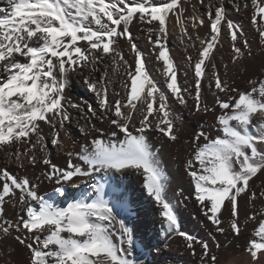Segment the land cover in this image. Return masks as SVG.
<instances>
[{
	"label": "snow or ice",
	"instance_id": "snow-or-ice-1",
	"mask_svg": "<svg viewBox=\"0 0 264 264\" xmlns=\"http://www.w3.org/2000/svg\"><path fill=\"white\" fill-rule=\"evenodd\" d=\"M0 7V151L24 166L21 157L30 165L42 163L51 170L45 178L54 183L52 193L39 194V186L27 176L0 169V217L6 198H14L20 205L18 220L0 221V233L15 231V240L30 253V264H138L132 258L134 236L121 221L119 231L114 228L116 210L127 207L126 193L111 183L113 173L135 171L143 177V188L159 208L162 230L176 233L186 241L195 254L199 245L202 264H218L206 241L180 231L173 204L166 196L168 177L161 166L158 152L149 141L148 132L155 130L176 141L179 117L166 94L150 75L146 57L132 42L130 25L134 20L150 25L147 35L154 59L162 62L158 68L167 92L176 102L187 107L192 96L196 112L212 111L202 104L203 82L218 93H233L227 99L216 95L220 114L217 116L215 136L206 131L193 134V153L187 161V172L194 187L195 202L202 214L220 234L241 235L238 217V197L257 198L250 181L264 175V80L249 81L250 90L229 88L212 63L214 49L226 27L232 41L234 59L250 49L243 39V29L228 18L223 0L205 5L210 28L208 38L195 59L187 57L192 66V80L178 81V66L169 54L167 21L174 14L182 35H188L183 19L182 0H4ZM240 11L241 5H235ZM243 8L251 7V24L261 44H264V0H244ZM195 29L204 24L202 17L188 18ZM120 38H127L134 55V66L128 65L117 50ZM189 39L191 37L189 36ZM199 40L200 38L197 37ZM242 41L243 48L237 46ZM183 42V41H181ZM251 55V52H248ZM112 60L113 73L123 63L128 69L122 87L125 98L109 99V73L105 70L97 79L86 78L99 108L110 120L113 129L108 139L92 124L87 115L82 133H98L90 144L81 147L69 159L66 168L52 163L48 141L41 130V122L50 128L52 146L63 148L61 132L71 116L64 106L65 90L71 73L84 68L99 72L97 65L105 58ZM115 95L120 97V93ZM84 113V108L73 104ZM87 113L96 115L91 104ZM138 120V123H137ZM67 135V132H64ZM23 148V151H21ZM8 149L13 151L8 152ZM37 150L42 156H37ZM87 181L88 188L73 195L66 206L54 197H67L65 185L73 189ZM90 189V190H89ZM264 198V191L260 192ZM229 211L228 220L223 211ZM253 232L246 251L256 260L264 250V212ZM250 215L248 220H256ZM227 223V228L225 227ZM221 246L217 243L216 248Z\"/></svg>",
	"mask_w": 264,
	"mask_h": 264
},
{
	"label": "bare ground",
	"instance_id": "bare-ground-1",
	"mask_svg": "<svg viewBox=\"0 0 264 264\" xmlns=\"http://www.w3.org/2000/svg\"><path fill=\"white\" fill-rule=\"evenodd\" d=\"M217 0H205V5L215 4ZM244 0H223L227 8L228 18L240 25L243 29V39L249 42L250 49H244V54L234 59L232 41L228 35L226 27L222 31L219 43L214 49V59L212 63L217 66V71L221 79L229 88H235L239 91L250 90L252 85L249 81H256L257 84L261 78L257 79L256 68L264 67V44H261L259 35L255 27L250 22L252 15L251 7L245 9L242 7ZM241 5L240 11L236 10L235 5ZM4 0H0V7H5ZM184 8L183 19L186 22L188 35H182L180 26L176 23L174 14H170L167 21L169 32L167 46L169 54L178 66V81L184 84L185 80H192V66L187 61L191 56L195 59L202 45L200 40L206 39L210 35L206 7L201 6L199 0H183ZM202 17L204 24L193 29L192 22L188 18L191 16ZM132 34V42L143 52L146 57V67L150 70V75L157 82L158 86L169 95V103L173 110L180 118L177 122L176 132L178 139L171 141L155 130L148 132L150 143L153 149L158 152L161 166L165 175L168 177V186L166 196L173 204L180 224V231L186 232L206 241L212 251V254L218 258V264H264V250L257 253L256 260H253L251 253L246 251L248 242L253 239V232L258 227L259 220L262 218L260 213L264 212V198L260 197V192L264 191V175L258 174L250 181L251 191L257 193L255 200H250L248 196L241 195L238 197V217L240 220L241 235L238 237L230 232L220 234L215 231L214 227L207 221L202 214L201 206L195 202L194 187L191 177L187 172V161L191 159L193 153V134L201 130L206 131L210 136H215L216 120L220 114V109L216 104V93L220 99H227L228 95L233 93H218L214 87L209 88L207 82H203L202 87V104L212 109V111L196 112L194 109V100L192 96H187V107L180 105L167 92L164 84V78L158 68L162 67V62L154 59L153 48L149 43L147 28L150 25L134 20L129 26ZM189 36L191 39H189ZM197 37L200 39L198 40ZM183 41V42H181ZM243 48L242 41L237 45ZM128 65L134 66V53L131 51L127 38H120L116 45ZM251 55H248V52ZM107 67L108 79L112 81L109 84V99L114 101L117 98H125L126 93L122 87L123 82L127 79L125 72L128 70L121 63L119 70L114 74L112 60L110 57L105 58L97 67ZM92 69L84 68L73 72L69 76V83L65 90L64 106L71 116L70 121L66 122V128L61 132L63 148L52 146L50 128L41 122V130L46 141H48V151L53 164L59 168H66L71 159L73 162H79L75 155L68 156L69 152L78 153L82 146L90 144L91 140L98 133L85 134L80 128L86 124V119L82 118L87 115L96 128L101 129L104 135L101 139H108L113 126L110 120L104 115L98 105L96 96L90 93L79 94L73 86L72 80L78 78L84 81L91 78ZM257 77V78H256ZM79 83V81H77ZM120 93V97L115 95ZM73 104L80 105L84 108L81 113L78 108L72 107ZM91 104L96 111L92 116L87 113V105ZM138 123V120H137ZM67 132V135L64 132ZM13 149H8V152ZM23 151V148H21ZM37 156L42 153L37 150ZM24 166L20 167L13 157H9L5 151H0V169L6 168L14 175L27 176L30 181L39 186V194L45 195L52 193L54 183L45 178V173L51 169L42 163L30 165L25 157H21ZM111 183L118 186L120 192L126 193L128 201L127 207H121L116 210L117 220L114 228L119 231V225L122 221L133 233L134 249L132 258L138 261V264H202V250L199 245H195V254L186 246V241L176 233H167L162 230L161 217L159 208L154 200L147 196L143 188V177L135 171H125L123 173H113L110 177ZM69 194L65 198L54 197L55 202L61 206H66L67 202L78 195L81 189L88 188L87 181L80 184V188L73 189L65 185ZM90 190V189H89ZM20 205L14 198H6L3 205V216L0 221L9 220L15 222L18 220ZM250 215H256V220H248ZM229 211H223V218L228 220ZM227 228V223H225ZM17 233L12 231L9 235L0 233V264H30V253L28 249L15 240ZM217 243L220 248L217 249Z\"/></svg>",
	"mask_w": 264,
	"mask_h": 264
},
{
	"label": "rangeland",
	"instance_id": "rangeland-1",
	"mask_svg": "<svg viewBox=\"0 0 264 264\" xmlns=\"http://www.w3.org/2000/svg\"><path fill=\"white\" fill-rule=\"evenodd\" d=\"M153 2L154 3H156V4H160V3H162V2H164V0H153ZM182 2H183V0H182ZM172 15V14H171ZM170 15V16H171ZM173 16V15H172ZM137 21H139V20H137ZM108 69L109 68H107V67H103V66H101V67H99V72H93V73H91V79H97L98 78V76L101 74V73H103L105 70H107L108 71ZM256 75H257V79H259V78H261V80H264V67H258V68H256ZM77 81H79V83L77 82ZM72 83H73V86L75 87V90L79 93V94H81V93H90L91 91L89 90V88H88V86H87V84H84V81H80L78 78H75L74 80H72ZM95 95V94H94Z\"/></svg>",
	"mask_w": 264,
	"mask_h": 264
}]
</instances>
